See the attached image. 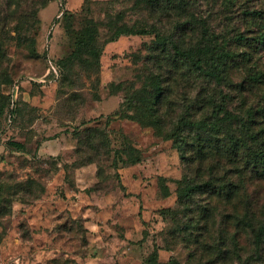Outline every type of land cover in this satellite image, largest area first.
<instances>
[{
	"label": "rangeland",
	"instance_id": "1",
	"mask_svg": "<svg viewBox=\"0 0 264 264\" xmlns=\"http://www.w3.org/2000/svg\"><path fill=\"white\" fill-rule=\"evenodd\" d=\"M47 1L0 0V133L24 145L0 160V264H153L157 249L159 264H264V242L240 224L246 187L250 217L264 220V162L247 166L257 181L241 177L264 152V0H67L57 21L54 0L41 30ZM132 28L148 32L119 35ZM172 39L212 45L222 82L179 60ZM77 49L83 60H67ZM13 93L22 100L9 128ZM215 107L239 127L201 133L198 121L224 123ZM240 128L250 155L206 147L189 170L176 147L200 155L199 137ZM211 178L232 197L191 192Z\"/></svg>",
	"mask_w": 264,
	"mask_h": 264
},
{
	"label": "trees",
	"instance_id": "2",
	"mask_svg": "<svg viewBox=\"0 0 264 264\" xmlns=\"http://www.w3.org/2000/svg\"><path fill=\"white\" fill-rule=\"evenodd\" d=\"M49 1V0H48ZM47 1V3H48ZM160 0H157V2ZM171 2H175V0H168ZM182 1V0H180ZM47 3L42 6L38 12H37V18H38V22L40 24V19H39V11L44 8ZM68 10H66L63 7V3L60 9V13L58 15V17L56 18V21L58 20V18L62 17ZM148 30L147 29H126V31L121 32V34H128V35H143V34H147ZM89 38H91L93 40V38L95 37V34L93 33V31H89L88 34ZM158 44L160 46H163L164 48H166L169 44V42L164 38H159L158 39ZM80 44H85L84 40L81 41ZM214 47L210 44H199V45H195V46H191V47H183L182 45H180L178 42H176L175 40L172 39L171 43H170V51L174 52V54L177 56V58L179 60H181L182 62H185L187 64H189L190 66L193 67V69L197 72V73H201L205 76H209L212 80H216L217 82H222V69L219 68V65L217 67H215V65L213 66V64L211 65V67L209 66V62L211 60V57L214 55ZM97 56H99V54H97ZM74 59H78V60H83L82 58H80V52L77 49L74 53H72L67 60H74ZM225 63V62H224ZM51 65H53L56 69L58 74H56L52 69H51V73L49 74L48 78L54 82V83H58V81H60L63 77V69L61 67V65L57 62V61H53L51 60ZM206 65L209 66V70L206 69ZM259 73H255L254 77L256 78V80H259ZM48 80V79H47ZM48 80V82L50 81ZM47 82V81H46ZM46 82H37L39 83L42 87L45 86ZM20 85V84H19ZM17 86V85H16ZM159 88H161V86L159 85ZM21 96L17 97L15 99L14 97V93L12 94V99H11V108H10V114H9V119H8V123H9V128H12L15 124V120L17 119L18 115H19V111H20V102H21ZM216 108V107H215ZM216 114L219 116V113H224L225 116L223 117L222 121L224 122L223 124H220V122H214V121H206V120H201L198 121L195 124V127L198 128L201 133H205L208 136H218V135H222L224 129L226 128V126H232L235 125L236 127H239V123L236 121L237 117H234V113H230L225 107H217L216 109ZM21 114V113H20ZM216 115V116H217ZM203 131V132H202ZM248 131H251V129L248 128ZM216 134V135H215ZM248 133L244 132L243 129H239V132H236V135L233 137H230L228 139L222 138L219 142L215 143V141L212 139H207V136H202L199 137V148H201V150H199L201 152L200 155L196 154V151L192 153L187 152V150L185 149V144L183 142H178L176 141V147L179 148V150H181L182 152V156L185 157L186 156V162H187V167L188 169H192V168H201L202 167V161L204 160V155H203V151L206 147L214 149L215 151H220L223 148H229L231 151H241L243 153H245L246 155H250V144L251 141H249L248 138ZM173 139H175V137H172ZM206 140L207 144L203 145L202 142ZM9 149H24V145H22L21 143H13V142H8L7 143ZM254 151H256L257 149L252 148ZM250 150V151H249ZM185 153V154H184ZM187 154V155H186ZM259 156L257 158L256 161H254V163L252 164H248L245 165L243 167V172H241V177L243 176V178H247L248 181L251 182V184L255 181H257V179H260V177H263V174L261 173H257L255 171H250L249 168H253L257 165V162L263 161L264 162V152L260 151ZM248 166V167H247ZM183 183H188V179L185 177V179L183 180ZM217 182L214 179H208L202 183H198V185H195L194 188H191V192H194V189L196 190H207L208 192L210 190H214V192H218L224 196H226L227 198H231L232 197V191L229 188L226 187H222V188H218L216 187ZM247 186V185H246ZM245 186V187H246ZM191 187V186H190ZM244 187V188H245ZM243 188V189H244ZM243 192L245 194H247L248 197V201L246 202L244 205V209L245 212L243 213V215H241V219H240V224L242 225L243 229L249 230V232L254 236L255 241H254V245L257 246L258 248H260L261 243L264 242V220L259 219L256 220V223L254 222V220L252 219V217H250V206H252L253 202H250V198L251 195L249 194V191L247 189V187L243 190ZM185 193L186 190H181L179 192V202L180 204L182 202H184L185 200ZM235 254H237V256L240 258V255L236 252H234ZM262 258L264 257V250H263V254H262ZM260 256V255H259ZM242 258V257H241ZM261 258V259H262ZM153 264H159V252L158 249L155 250V252L153 253L151 259ZM165 264H181L177 259L175 258H170L169 261ZM262 264V263H260Z\"/></svg>",
	"mask_w": 264,
	"mask_h": 264
},
{
	"label": "crops",
	"instance_id": "3",
	"mask_svg": "<svg viewBox=\"0 0 264 264\" xmlns=\"http://www.w3.org/2000/svg\"><path fill=\"white\" fill-rule=\"evenodd\" d=\"M53 1H54V0H49L48 3H47V5L39 11L38 16H39V19H40V27H41V30H42V26H41V24H42V22H43V18H44V17H43V13H44L45 9H46V8L50 5V3L53 2ZM57 1L61 2V6H62V3L65 2V9H66V10H73V8H69V6H68V4H67V0H57ZM61 6H59L60 9H61ZM60 9H59V11H60ZM29 98H31L30 95H29ZM2 137H3V136H2V134L0 133V160H1V158L3 157V154L5 153V151H6V150H8V151L10 150L9 147H8V145L5 144L4 141L2 140ZM3 162H4V161H2V164H3ZM2 164L0 163V166H2Z\"/></svg>",
	"mask_w": 264,
	"mask_h": 264
},
{
	"label": "built area",
	"instance_id": "4",
	"mask_svg": "<svg viewBox=\"0 0 264 264\" xmlns=\"http://www.w3.org/2000/svg\"><path fill=\"white\" fill-rule=\"evenodd\" d=\"M51 69H52L56 74H58L57 69H56L53 65H51ZM15 99H16V97H15Z\"/></svg>",
	"mask_w": 264,
	"mask_h": 264
}]
</instances>
